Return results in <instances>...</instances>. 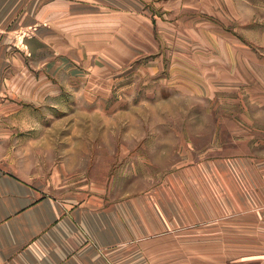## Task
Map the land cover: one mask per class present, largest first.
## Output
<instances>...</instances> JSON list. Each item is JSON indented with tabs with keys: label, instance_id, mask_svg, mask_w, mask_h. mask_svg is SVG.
Listing matches in <instances>:
<instances>
[{
	"label": "crops",
	"instance_id": "0c3cea01",
	"mask_svg": "<svg viewBox=\"0 0 264 264\" xmlns=\"http://www.w3.org/2000/svg\"><path fill=\"white\" fill-rule=\"evenodd\" d=\"M140 1L0 0V264H264V247L241 242L264 240L257 158L250 167L223 160L178 168L169 182L115 200L51 194L44 179L11 167L24 149L49 155L51 129L65 128L59 112L76 91L50 80H75L82 68L129 71L139 59L123 40L115 58L111 39L113 30H130L131 16L145 17ZM169 5L160 10L178 15L177 0ZM151 45L153 53L161 48Z\"/></svg>",
	"mask_w": 264,
	"mask_h": 264
},
{
	"label": "rangeland",
	"instance_id": "374dc122",
	"mask_svg": "<svg viewBox=\"0 0 264 264\" xmlns=\"http://www.w3.org/2000/svg\"><path fill=\"white\" fill-rule=\"evenodd\" d=\"M157 1H144L145 17L131 16L128 32L110 33L115 58L122 40L139 57L129 71L82 68L75 80H50L76 91L59 112L65 128L51 129L49 155L23 148L12 168L44 179L51 194L115 200L169 182L182 167H250V158L264 166V0H177L178 15Z\"/></svg>",
	"mask_w": 264,
	"mask_h": 264
}]
</instances>
